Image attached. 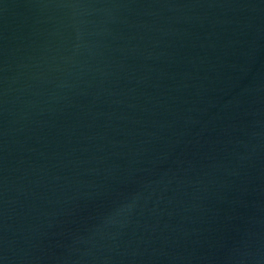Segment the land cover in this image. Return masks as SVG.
I'll list each match as a JSON object with an SVG mask.
<instances>
[{
    "label": "water",
    "instance_id": "obj_1",
    "mask_svg": "<svg viewBox=\"0 0 264 264\" xmlns=\"http://www.w3.org/2000/svg\"><path fill=\"white\" fill-rule=\"evenodd\" d=\"M0 264H264V0H0Z\"/></svg>",
    "mask_w": 264,
    "mask_h": 264
}]
</instances>
